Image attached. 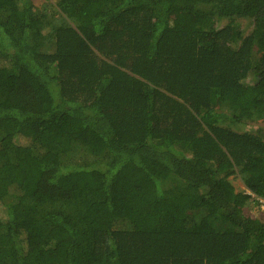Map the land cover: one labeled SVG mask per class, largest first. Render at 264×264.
<instances>
[{"label": "trees", "instance_id": "obj_1", "mask_svg": "<svg viewBox=\"0 0 264 264\" xmlns=\"http://www.w3.org/2000/svg\"><path fill=\"white\" fill-rule=\"evenodd\" d=\"M51 8L0 0V264H264V0Z\"/></svg>", "mask_w": 264, "mask_h": 264}, {"label": "rangeland", "instance_id": "obj_2", "mask_svg": "<svg viewBox=\"0 0 264 264\" xmlns=\"http://www.w3.org/2000/svg\"><path fill=\"white\" fill-rule=\"evenodd\" d=\"M33 6L35 9L38 10H42V11H46L47 14L49 15V17H54V18H58V15L55 13L56 10L54 8H51L52 5L54 4V0H31ZM226 23H228V21H218L215 23V27H221L223 25H225ZM239 24H240V28L241 30L244 32V34L249 33V31L251 30V23L249 20H239ZM23 82V81H21ZM251 81L246 80L245 83L249 84ZM220 114L222 116H226V112L225 111H221ZM239 129L241 131H247V132H256L258 129H262L264 130V118L262 117H257V118H253L250 121L245 122L243 125H241L239 127ZM19 143L21 144H27L28 141L24 140V139H20ZM48 175H43L40 178V184L39 187L40 189L47 193L50 192L52 194H63L64 190L60 188V186L58 188H54L52 186H50L48 184ZM229 181L231 183V185L234 187L236 192H245L247 194V190L244 186L243 183V177L242 175L238 172L235 175L231 176L229 178ZM249 193V192H248ZM245 214H248L250 216H252L253 218H257L260 219L262 221H264V213L261 211V209L259 208V205L255 202H248L244 208ZM127 222V221H126ZM119 225V222H117L116 226Z\"/></svg>", "mask_w": 264, "mask_h": 264}, {"label": "built area", "instance_id": "obj_3", "mask_svg": "<svg viewBox=\"0 0 264 264\" xmlns=\"http://www.w3.org/2000/svg\"><path fill=\"white\" fill-rule=\"evenodd\" d=\"M254 199H255V202L259 205V208L261 209V211L264 213V197L263 198L254 197Z\"/></svg>", "mask_w": 264, "mask_h": 264}, {"label": "clouds", "instance_id": "obj_4", "mask_svg": "<svg viewBox=\"0 0 264 264\" xmlns=\"http://www.w3.org/2000/svg\"><path fill=\"white\" fill-rule=\"evenodd\" d=\"M247 194L251 195L252 198H253V201H255L254 197H256V196L252 195L251 193H248V191H247ZM253 196H254V197H253ZM259 198H263V197H259Z\"/></svg>", "mask_w": 264, "mask_h": 264}]
</instances>
